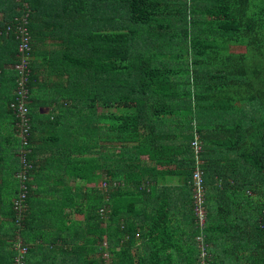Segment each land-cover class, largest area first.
<instances>
[{
    "label": "trees",
    "instance_id": "obj_1",
    "mask_svg": "<svg viewBox=\"0 0 264 264\" xmlns=\"http://www.w3.org/2000/svg\"><path fill=\"white\" fill-rule=\"evenodd\" d=\"M0 14L15 62V17L42 53L30 92L63 99L45 168L31 112L29 174L81 181L40 209L31 191L21 227L0 198V264L19 242L26 264H264V0H0Z\"/></svg>",
    "mask_w": 264,
    "mask_h": 264
},
{
    "label": "crops",
    "instance_id": "obj_2",
    "mask_svg": "<svg viewBox=\"0 0 264 264\" xmlns=\"http://www.w3.org/2000/svg\"><path fill=\"white\" fill-rule=\"evenodd\" d=\"M2 17L3 15L0 14V20H2ZM2 43L3 42H0V198L10 195H14L13 198H16L15 191H19V181L15 174L20 168V140L16 128L17 120L10 105L15 100L16 79L18 74L14 67L16 62L15 59H12L11 47L3 46ZM50 46H54L52 41H50ZM39 55H42V53H36L34 58L37 61H42ZM34 58L31 57V60ZM48 93L47 89L42 87L38 88L37 86L34 87V93H31V99H33V103H31V112L34 114L35 124L33 138L34 152L39 168L47 167V165L50 164V158L53 156L55 150L58 151L56 145H52L56 143V137L53 138L52 135L62 134V138H66V133L62 126L50 127L48 125L49 119L55 121L57 117L61 115L60 104L54 101L56 99H61L59 101H62V94L59 92L55 94ZM100 111L101 109H99V112ZM49 136H51L53 140L48 142ZM48 168L53 170L54 165ZM50 172H53V174H50ZM50 172L36 175L33 181H31V191H34V198L39 197V209L42 204L55 205L52 197L57 196L59 193H63L67 190V187L73 189V192L76 194L79 192L81 184L79 179L69 176L63 178V173L56 172L55 170ZM170 178L173 177H167V181H169ZM9 180H12V185L9 183ZM64 183H67V187L65 188ZM102 183L100 185H102ZM176 183L177 181L172 183V185ZM83 194L84 192H82V195ZM3 211H5V209L3 208L2 200H0V213H3ZM67 211H70V208H68ZM73 218L82 220L84 216L77 213ZM1 219H3V216L0 215V220Z\"/></svg>",
    "mask_w": 264,
    "mask_h": 264
},
{
    "label": "built area",
    "instance_id": "obj_3",
    "mask_svg": "<svg viewBox=\"0 0 264 264\" xmlns=\"http://www.w3.org/2000/svg\"><path fill=\"white\" fill-rule=\"evenodd\" d=\"M15 34L18 40V60L14 67L17 71L16 88H15V100L11 103L10 107L16 117V128L18 137L20 140V170L16 174L19 181L18 196L14 198V210L16 213L17 224L21 227L25 220V214L27 209V200L31 192V178L29 169L31 165L28 161V155L31 153V92L29 85V62L33 57L34 52V38L31 36L27 15L22 17H15L11 22L6 25L5 34ZM197 139L194 141L195 149L200 152L202 150L201 143ZM200 171V169H199ZM201 172V171H200ZM197 177L199 174H196ZM106 187H109L108 183H105ZM199 193L195 196L197 203L195 212L199 214L200 221L203 223L205 214L202 211V187H200ZM18 254L15 258L14 264H26L27 246L22 242L16 244Z\"/></svg>",
    "mask_w": 264,
    "mask_h": 264
},
{
    "label": "rangeland",
    "instance_id": "obj_4",
    "mask_svg": "<svg viewBox=\"0 0 264 264\" xmlns=\"http://www.w3.org/2000/svg\"><path fill=\"white\" fill-rule=\"evenodd\" d=\"M31 103H33V99H31ZM176 181H177V180H175V179H173V178H170V180L168 181V184L175 183ZM105 187H106L105 183H102L101 188H102L103 190H106V189L109 188V187H108V188H105ZM2 229H4V227H2ZM17 234L20 235V234H19V231L17 232ZM20 236H21V235H20ZM106 254L108 255V253L105 252V255H106Z\"/></svg>",
    "mask_w": 264,
    "mask_h": 264
},
{
    "label": "clouds",
    "instance_id": "obj_5",
    "mask_svg": "<svg viewBox=\"0 0 264 264\" xmlns=\"http://www.w3.org/2000/svg\"><path fill=\"white\" fill-rule=\"evenodd\" d=\"M31 106V105H30ZM107 190V189H106Z\"/></svg>",
    "mask_w": 264,
    "mask_h": 264
}]
</instances>
